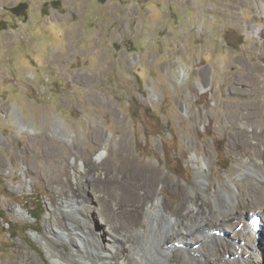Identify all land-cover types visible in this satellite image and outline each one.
I'll return each instance as SVG.
<instances>
[{
  "label": "rangeland",
  "instance_id": "1",
  "mask_svg": "<svg viewBox=\"0 0 264 264\" xmlns=\"http://www.w3.org/2000/svg\"><path fill=\"white\" fill-rule=\"evenodd\" d=\"M19 3L23 18L6 11ZM100 142L124 215L122 154L185 189L203 156L209 207L219 187L264 183V0H0V264H53L38 235L71 255L45 234L63 217L51 186L62 151L95 160Z\"/></svg>",
  "mask_w": 264,
  "mask_h": 264
},
{
  "label": "bare ground",
  "instance_id": "2",
  "mask_svg": "<svg viewBox=\"0 0 264 264\" xmlns=\"http://www.w3.org/2000/svg\"><path fill=\"white\" fill-rule=\"evenodd\" d=\"M261 113L252 112L248 117L257 119ZM106 148L102 142L95 160L72 153L71 163L67 151H62L58 163L68 179L56 180L51 189L60 201L58 209L63 217L58 221L54 215L46 221L45 234L51 241L67 242L71 255L66 258L50 240L36 238L53 264H170L172 256L181 257L184 264H264L263 227L255 232L251 223L259 214L264 219V183L246 177L234 184L237 193L219 187L208 196L212 202L209 207L205 203L207 160L203 156L194 157L196 181L185 189L122 154L123 166L128 168V186L121 188V195L128 197V213L124 215L118 197L110 191L114 180L109 179L111 172L102 158ZM260 167L264 171V166ZM132 187L142 192L137 194ZM173 197L178 205L171 201ZM16 213L27 216L23 207ZM79 223L89 226V234L80 230ZM15 264L34 261L20 254Z\"/></svg>",
  "mask_w": 264,
  "mask_h": 264
},
{
  "label": "water",
  "instance_id": "3",
  "mask_svg": "<svg viewBox=\"0 0 264 264\" xmlns=\"http://www.w3.org/2000/svg\"><path fill=\"white\" fill-rule=\"evenodd\" d=\"M101 1L103 2L104 0H101ZM28 6H29L28 3H20L19 5L14 7L12 11L15 12L16 15H19V12L22 10L28 9Z\"/></svg>",
  "mask_w": 264,
  "mask_h": 264
},
{
  "label": "flooded vegetation",
  "instance_id": "4",
  "mask_svg": "<svg viewBox=\"0 0 264 264\" xmlns=\"http://www.w3.org/2000/svg\"><path fill=\"white\" fill-rule=\"evenodd\" d=\"M19 4H20V3H19ZM19 4H18V5H19ZM14 7H16V6H10V7H7V8L5 7V8H6V11L10 12L11 14H14L17 18H23V17L26 15V10H27V9L20 11V12H19V15H16V13L12 11V9H13Z\"/></svg>",
  "mask_w": 264,
  "mask_h": 264
},
{
  "label": "trees",
  "instance_id": "5",
  "mask_svg": "<svg viewBox=\"0 0 264 264\" xmlns=\"http://www.w3.org/2000/svg\"><path fill=\"white\" fill-rule=\"evenodd\" d=\"M51 5H53L55 8H57L56 3H52ZM147 113H149V112L147 111Z\"/></svg>",
  "mask_w": 264,
  "mask_h": 264
},
{
  "label": "clouds",
  "instance_id": "6",
  "mask_svg": "<svg viewBox=\"0 0 264 264\" xmlns=\"http://www.w3.org/2000/svg\"><path fill=\"white\" fill-rule=\"evenodd\" d=\"M258 216V215H257ZM259 217H261V216H259ZM264 229V228H263Z\"/></svg>",
  "mask_w": 264,
  "mask_h": 264
}]
</instances>
